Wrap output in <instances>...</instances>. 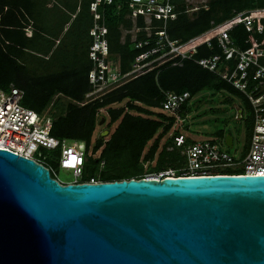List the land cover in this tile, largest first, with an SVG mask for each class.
I'll return each mask as SVG.
<instances>
[{
	"label": "water",
	"instance_id": "obj_1",
	"mask_svg": "<svg viewBox=\"0 0 264 264\" xmlns=\"http://www.w3.org/2000/svg\"><path fill=\"white\" fill-rule=\"evenodd\" d=\"M0 264H264V175L62 184L0 149Z\"/></svg>",
	"mask_w": 264,
	"mask_h": 264
},
{
	"label": "trees",
	"instance_id": "obj_2",
	"mask_svg": "<svg viewBox=\"0 0 264 264\" xmlns=\"http://www.w3.org/2000/svg\"><path fill=\"white\" fill-rule=\"evenodd\" d=\"M92 1L0 0V90H9L12 85L22 89L21 103L37 112L47 110L56 95L70 99L64 112L54 111L51 134L61 139L82 140L86 145L94 142V151H101L104 169L98 173L97 159H90L84 177L96 175L103 181L142 178L149 172L181 164L180 149L168 148L182 132L174 127L176 117L161 111L165 90L189 91L190 98L204 89L230 92L248 111L246 121L251 134L253 123L248 99L216 73L190 59L182 65L157 66L106 93L102 100L81 104L91 87L88 72L92 63L88 53ZM118 2L102 6L101 10L111 54L119 59L120 69L126 71L143 49L135 47L130 34L125 41L121 40V26L130 28L132 21L125 17L127 7H119ZM171 2L178 15L168 22L167 30L173 39L182 40L209 29L212 21L221 22L235 12L264 7V0H207L197 10L188 12L191 6L187 0ZM139 21L142 23L143 19ZM250 35L242 24L231 31L241 48L248 46L245 40ZM258 37L264 44V32ZM218 52L216 46L203 45L196 57ZM187 109L188 101L181 107V116ZM99 126L100 131L108 130L106 137H95ZM216 134L226 137L223 130ZM225 174L237 173L231 170Z\"/></svg>",
	"mask_w": 264,
	"mask_h": 264
},
{
	"label": "built area",
	"instance_id": "obj_3",
	"mask_svg": "<svg viewBox=\"0 0 264 264\" xmlns=\"http://www.w3.org/2000/svg\"><path fill=\"white\" fill-rule=\"evenodd\" d=\"M116 1L93 0L90 3L93 24L89 30L91 44L88 56L92 66L88 80L91 87L81 104L102 100L106 93L157 66L166 63L182 65L187 59L193 60L216 73L248 99L253 127L245 154L240 159L234 158L216 141H188L187 136L181 133L174 137L173 144L168 147L170 150L174 147L180 149L181 164L149 172L144 178L219 175L231 170L238 175H264V44L258 37L264 32V7L235 12L221 22L212 21L209 29L182 40L173 39L167 30L168 22L178 15L171 0H118L119 7H127L125 17L132 21L130 28L121 26V40L125 41L126 35L130 34L135 47L143 49L135 57L131 68L122 71L119 59L111 54L108 28L101 10L102 6ZM199 7L188 8L187 11L192 12ZM204 7L208 8V5ZM140 18L143 19L142 23ZM239 24L251 34L245 40L248 43L245 48L236 44L231 36L232 29ZM203 45L208 48L216 46L220 52L197 58L196 53ZM23 94L22 89L13 85L9 90H0V149H7L44 165L52 177L62 184L103 182L96 175L84 177L90 160L85 154V141L52 135L54 111L37 112L24 106L21 103ZM189 99V91L165 90L160 102L161 111L183 121L180 110ZM105 134H108L106 129L101 135ZM96 159L99 173L105 166L101 151H98ZM59 168L71 169L74 180L60 181L57 175ZM160 175L163 176L160 178Z\"/></svg>",
	"mask_w": 264,
	"mask_h": 264
},
{
	"label": "rangeland",
	"instance_id": "obj_4",
	"mask_svg": "<svg viewBox=\"0 0 264 264\" xmlns=\"http://www.w3.org/2000/svg\"><path fill=\"white\" fill-rule=\"evenodd\" d=\"M187 2L191 8H195L206 3L207 0H187ZM27 32L30 33V29H27ZM69 100L63 95H56L47 110H53L56 114L62 113ZM243 107L242 101L226 90L204 89L191 96L188 100V109L183 116L184 120L177 119L174 127H178L190 141H216L222 149L228 151L234 158L240 159L245 154L250 137L246 121L248 111ZM100 129L99 126L95 137L102 134L103 130ZM219 130L233 137L232 147L226 145L225 137H218L216 132ZM103 136L106 137V134ZM93 145L94 142L86 145L85 149V154L90 159H95L98 154V151H94ZM57 175L60 181L74 180L71 169L59 168Z\"/></svg>",
	"mask_w": 264,
	"mask_h": 264
}]
</instances>
